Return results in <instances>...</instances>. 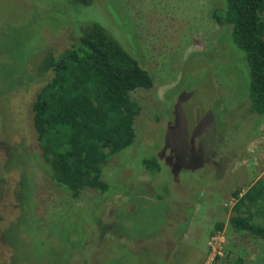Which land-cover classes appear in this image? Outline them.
Returning a JSON list of instances; mask_svg holds the SVG:
<instances>
[{
  "label": "rangeland",
  "instance_id": "1",
  "mask_svg": "<svg viewBox=\"0 0 264 264\" xmlns=\"http://www.w3.org/2000/svg\"><path fill=\"white\" fill-rule=\"evenodd\" d=\"M224 1L0 0V264H264L263 242L227 226L232 193L264 179V115L248 112L247 64L212 19ZM93 23L153 86L132 93L136 137L104 166L108 191L73 199L50 178L31 108L46 57Z\"/></svg>",
  "mask_w": 264,
  "mask_h": 264
},
{
  "label": "trees",
  "instance_id": "2",
  "mask_svg": "<svg viewBox=\"0 0 264 264\" xmlns=\"http://www.w3.org/2000/svg\"><path fill=\"white\" fill-rule=\"evenodd\" d=\"M72 1L88 7L93 0ZM212 19L229 27L230 39L247 64L248 112L264 115V0H225ZM111 34L116 36L101 24L80 26L69 48L44 60L43 71L51 78L32 103L31 125L41 157L51 180L73 199L87 190L100 195L108 191L104 166L136 137L134 123L141 108L132 93L153 86L150 75ZM141 165L153 176L159 171L153 157ZM232 197L227 226L264 244V179ZM223 229L222 222L214 225L215 232Z\"/></svg>",
  "mask_w": 264,
  "mask_h": 264
},
{
  "label": "built area",
  "instance_id": "3",
  "mask_svg": "<svg viewBox=\"0 0 264 264\" xmlns=\"http://www.w3.org/2000/svg\"><path fill=\"white\" fill-rule=\"evenodd\" d=\"M221 236H217V237H214L213 239H212V246L213 245H216V241H220V238ZM211 249H212V254H213V257H211V259H213V258H215V256H216V254L217 255H220V247H216V246H213V247H211ZM216 250H218V252L216 253Z\"/></svg>",
  "mask_w": 264,
  "mask_h": 264
}]
</instances>
